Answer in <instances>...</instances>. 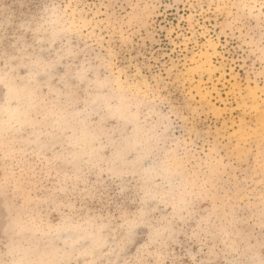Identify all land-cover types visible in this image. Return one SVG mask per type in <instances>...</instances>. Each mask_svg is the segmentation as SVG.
<instances>
[{
    "label": "rangeland",
    "instance_id": "rangeland-1",
    "mask_svg": "<svg viewBox=\"0 0 264 264\" xmlns=\"http://www.w3.org/2000/svg\"><path fill=\"white\" fill-rule=\"evenodd\" d=\"M0 264H264V0H0Z\"/></svg>",
    "mask_w": 264,
    "mask_h": 264
}]
</instances>
